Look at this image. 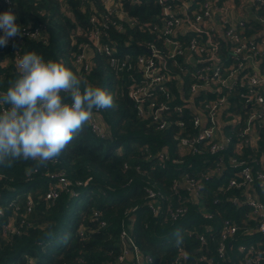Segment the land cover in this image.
I'll return each instance as SVG.
<instances>
[{"label":"trees","instance_id":"obj_1","mask_svg":"<svg viewBox=\"0 0 264 264\" xmlns=\"http://www.w3.org/2000/svg\"><path fill=\"white\" fill-rule=\"evenodd\" d=\"M6 1L0 0V13L11 8L22 29L45 26L47 43L22 38L7 48L0 46V95L18 78L12 60L21 46L25 52L34 51L45 60H63L84 84L111 93L115 107L94 110L95 117L92 116L63 153L47 166L38 167L32 160L16 161L11 166L0 164V208L3 209L0 264H124L122 260H126L129 243L122 238L124 231L144 256L152 258L147 264H176L180 257L181 264H239L240 245L261 243L255 217L250 214V208L241 204L243 191L228 189L227 184L235 174L228 163L231 157L246 161L255 170L264 169L261 162L264 127L256 125V148L241 145L234 149L232 142L228 148L213 154L207 140L198 144L200 153H192L182 147L181 139L198 137L200 131L194 128L191 112L185 108L178 88L174 86L176 100L167 102L170 109L164 115L172 123L160 129L154 115H140L141 109L149 110L153 100L142 101L133 95L134 84L142 78L139 65L134 64L130 70L114 69L109 65V56L95 52L91 55V70L76 68L74 62L81 53L79 47L88 42L86 35L94 27L91 17L107 14L101 0H11V3L9 0L8 4ZM133 1L120 0V6L130 17L137 18L140 25L152 23L162 14L158 0ZM111 21L120 22L115 14ZM246 29L247 36L258 41L264 26L249 22ZM109 33L118 57L127 53L134 58L147 54L146 46L151 43L162 47V39L137 27L126 26L125 31H119L111 26ZM191 36V33L187 35ZM216 36L211 39L218 45L216 58L222 65L246 62L245 53L235 58L232 42ZM185 68L181 72L170 62L165 65L168 73L181 77L188 95L194 69ZM245 73H264V60L258 73L251 70ZM226 90L223 95L228 99V109L244 115L228 134L233 129L235 143L238 138L243 142L250 139L244 138L247 135L245 119L259 107L245 106L244 88ZM207 98L216 96L212 91H205L198 100ZM182 105L181 114L177 108ZM93 119L103 128L104 136L93 131ZM179 122H183L184 127H180ZM165 150L168 154L162 159L160 155ZM221 160L225 162L220 164ZM62 176L68 181L67 189L61 190L57 199H47V193L59 186ZM187 176L202 183L197 199L181 186ZM255 190V195L264 202L261 186H256ZM148 191L157 196L158 214L148 205L151 203ZM179 206L186 207L188 213L173 221L170 209ZM204 213L212 214L213 219L204 220ZM227 221L237 225L239 232L230 239L228 257L223 262L217 248L219 232ZM10 223L15 224L17 232L5 237L3 229ZM208 226L214 228L213 232L207 230ZM177 232L183 238L180 246L176 245ZM201 236H205L207 245L199 254L196 251L202 246ZM181 246L183 257L179 251ZM259 248L264 250V247ZM202 256L205 261H200Z\"/></svg>","mask_w":264,"mask_h":264},{"label":"built area","instance_id":"obj_2","mask_svg":"<svg viewBox=\"0 0 264 264\" xmlns=\"http://www.w3.org/2000/svg\"><path fill=\"white\" fill-rule=\"evenodd\" d=\"M101 1L107 14L101 17L98 14H94L91 17V23L94 27L87 33L88 42L80 45L81 53L76 57L79 70L82 68L86 71L92 69L93 61L91 55L95 52L109 56V65L114 69L130 70L134 64L139 65V73H141L142 78L140 82L134 84L133 95L138 100L143 101L147 98L153 100L149 105V110L141 109L140 115H154L158 127L165 129L172 123L170 120H166L164 115L170 109L167 102L176 100L174 82L180 79L183 83L179 75L168 73L165 65L170 62L175 68L180 69L181 72H184L185 67H192L194 69V73L191 74L193 83L189 87L188 95L185 94L184 83L181 87L185 108L191 112L194 128L200 131L198 137L181 139L182 147L192 153H200L198 144L207 140L211 144L209 146L213 154H218L223 150L224 146L218 141L220 123L217 120V116L229 106L227 97L223 95L224 89L232 91L237 86L244 88L245 93L242 94V98L245 106H258L261 108V111H256L252 117L258 118L256 125L264 127V73L252 74L244 72L247 70L246 62L248 59H253L252 68L254 70L258 68L254 66L264 60V30L261 32L258 41L252 40L246 34V24L249 22L261 23L264 26V0H199L197 2L158 0V3L162 6V14L157 15L152 23L143 25L139 24L137 18L130 17L122 10L120 0ZM133 2L136 3L135 0ZM235 4H239L243 14L238 22L232 25L228 18V10L231 5ZM246 9L250 11L249 15L245 13ZM113 14L117 16L120 22L111 21ZM111 26H115L119 31H125L126 26L140 28L144 33H149L162 39V47L160 48L157 44L151 43L146 46V50L149 51L147 54L138 55L134 58L132 54L127 53L123 57H118L115 55V49L112 46L115 43L111 41L109 33ZM46 29L45 26H27L22 29V36L10 38L7 46L4 47L12 46L16 43V40L19 41L22 38L47 43ZM189 33H191V37H187ZM2 34L0 32V35ZM216 35L225 41L232 42L235 46L233 52L235 58L239 53H245L246 62L240 61L231 66L222 65L220 60L216 58L218 45H215L211 39L212 37H217ZM109 39V42H105ZM25 53L27 52L21 46L14 52L12 61L15 67L17 58ZM259 70L255 73H258ZM205 91H212L216 98L198 100ZM183 109L184 105L178 107L177 111L182 114ZM91 124L94 132L104 136V130L96 119H93ZM178 125L184 127L185 124L179 122ZM248 127L245 134L249 132ZM240 146L237 145L238 148ZM167 154L168 151L165 150L160 156L165 159ZM223 162L225 161L221 160L219 163ZM261 162L264 167V157ZM228 163L235 170L234 177L230 178L227 184L228 189L243 191L244 199L241 204L250 208V214L255 217L257 229L261 235L260 244L251 242L240 245L239 252L242 257L239 264H264V250L259 248L264 247V202L255 196V188L258 185L261 186V191L264 192V169L255 170L246 161L236 157L229 158ZM219 170H221V167ZM181 186L185 187L192 198L197 199L202 183L200 180L187 176ZM67 187L68 181L62 176L59 179V186L52 188L47 193V199H57L60 191L66 190ZM148 199L151 200V203L149 202L148 204L150 209L155 214H158L159 203L156 194L148 191ZM179 200H181V197ZM186 200H189V198ZM2 213L3 209L0 208V214ZM187 213L188 209L184 206L170 209V217L173 221L182 219ZM202 217L204 220L213 219V215L210 213H204ZM207 230L213 232L214 228L208 226ZM16 232L17 227L14 223H10L3 229L5 237ZM238 232L239 227L230 221L225 222L222 226L219 232L220 241L217 254L222 258L223 262L228 257V243ZM122 238L129 242L125 251L126 260L123 259L122 263L147 264L152 262L151 257H146L142 254L127 231L123 232ZM200 241L202 246L196 251L199 254L203 252V247L205 246L206 248L207 245L205 236H201ZM179 251L183 257L182 246ZM129 257L130 260H127ZM205 259V256H202L200 261H205ZM126 261L129 262L127 263ZM180 261L181 257L177 259L176 264H181Z\"/></svg>","mask_w":264,"mask_h":264},{"label":"clouds","instance_id":"obj_3","mask_svg":"<svg viewBox=\"0 0 264 264\" xmlns=\"http://www.w3.org/2000/svg\"><path fill=\"white\" fill-rule=\"evenodd\" d=\"M17 19L11 8L0 13V46L23 35ZM16 67L18 78L0 95L2 165L32 160L38 167L47 166L91 120L94 110L115 107L111 93L84 84L63 60H45L30 51L17 58ZM176 236L180 246L183 238L179 232Z\"/></svg>","mask_w":264,"mask_h":264},{"label":"crops","instance_id":"obj_4","mask_svg":"<svg viewBox=\"0 0 264 264\" xmlns=\"http://www.w3.org/2000/svg\"><path fill=\"white\" fill-rule=\"evenodd\" d=\"M228 11H229L228 12V18H229L230 23L232 25L237 23L243 14V11L239 8V4L231 5V8ZM245 13L247 15H249L250 11L248 9H246ZM246 63H247V67H246L247 70L257 72L261 67V63L257 64L254 66V67H258L257 70H253V68H252L253 67V59H248ZM174 86L179 89L180 93H182L181 87L183 86V83L180 81V79H178V81L174 82ZM182 99H183V97H182ZM256 111H261V108H255L253 111L250 112V114H248L249 117L245 119L246 127L250 126L252 128L250 130V127H248L249 132L247 133V135L244 136V138L250 137V139H247L243 142H240V139L238 138V139H236L237 141L235 143L234 138H232V136L234 134L233 129H234L235 125L238 126V123L241 121V118L244 115L235 114L234 112H231L230 109H228V107L225 110H222V112H220L219 115L217 116V120L220 123V125H219V134L220 135L218 138L219 143H222V146H224V148H228L230 146V144H232V142L234 143V149L236 148L237 145H244L245 147L252 146V147L256 148L257 147V143H256L257 132L255 130L257 128L256 127V121H258V118L252 117V115ZM220 128H221V131H220ZM231 128H233V129L228 134L229 129H231ZM256 197L258 198V196H256ZM127 260H130V257Z\"/></svg>","mask_w":264,"mask_h":264},{"label":"rangeland","instance_id":"obj_5","mask_svg":"<svg viewBox=\"0 0 264 264\" xmlns=\"http://www.w3.org/2000/svg\"><path fill=\"white\" fill-rule=\"evenodd\" d=\"M74 64H75L76 68L78 69L77 59L75 60Z\"/></svg>","mask_w":264,"mask_h":264}]
</instances>
